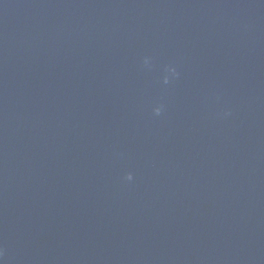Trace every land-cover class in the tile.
<instances>
[{"label":"water","instance_id":"1","mask_svg":"<svg viewBox=\"0 0 264 264\" xmlns=\"http://www.w3.org/2000/svg\"><path fill=\"white\" fill-rule=\"evenodd\" d=\"M0 264H264V0H0Z\"/></svg>","mask_w":264,"mask_h":264},{"label":"clouds","instance_id":"2","mask_svg":"<svg viewBox=\"0 0 264 264\" xmlns=\"http://www.w3.org/2000/svg\"><path fill=\"white\" fill-rule=\"evenodd\" d=\"M144 63H145V65H147V64H148V60L145 59ZM171 71H172L173 73L175 72L174 69H171ZM153 112H154L155 115L158 116V115H160L161 108H160V107H157V108H155V109L153 110ZM126 179L131 180V179H132L131 175H128V176L126 177Z\"/></svg>","mask_w":264,"mask_h":264}]
</instances>
